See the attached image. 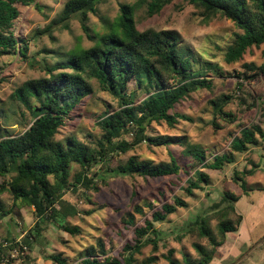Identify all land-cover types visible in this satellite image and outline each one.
I'll use <instances>...</instances> for the list:
<instances>
[{
  "label": "trees",
  "instance_id": "trees-1",
  "mask_svg": "<svg viewBox=\"0 0 264 264\" xmlns=\"http://www.w3.org/2000/svg\"><path fill=\"white\" fill-rule=\"evenodd\" d=\"M173 1L121 2L118 14L112 20L103 19L105 31L90 34L88 14L98 13L101 0H67L57 18L45 28L36 29L28 39L16 32V26L21 7L35 0H0V56L13 55L30 66L41 65V60L36 59L38 53L29 52L30 42H35L42 35H50L55 26L67 28L66 20L73 17L79 20L87 38L93 40L90 46L76 43L66 53L62 52V55L65 53L63 60H59L62 57L56 53L54 57L58 60L52 65H44L46 75L22 82L11 93L10 97L24 107L31 121L17 134H0V194L6 192L12 199V206L7 209L0 200V218L12 213V207H30L36 222L20 241L6 238L5 244L0 243V264L10 259V252L16 250L22 257L20 264H31L33 260L26 250L31 249L47 223L71 235L80 233L78 226L67 221L68 217L78 212L64 198L67 191L73 194L79 192L85 200L91 201L86 193L97 191V181L109 172L142 178L178 175L180 172L181 166L171 152L168 162H155L131 154L114 167L109 163L115 156L125 154L142 143L184 146L183 136L152 135L148 132L153 123L164 122L173 128L179 119L192 122V117L175 113V105L191 93L212 86V80L205 77L206 69H212V64L206 62L205 67L194 69L193 63L197 58L186 54L179 46V35L175 30H139L136 26L134 14L138 8L145 6L146 15L151 17ZM184 1L193 6L202 18L208 20L220 14L239 29L225 47V62L239 61L253 46L262 47L264 51V0ZM242 66L244 70L237 74L241 79L238 87L243 86L242 82L250 83L257 77H264V61L260 64L245 62ZM130 83H133L134 90L128 91ZM93 84L110 94L117 101L118 108L98 116L96 123L100 136L95 139H80L75 134L59 138L61 129L68 124L76 106L93 93ZM137 90L145 93L138 102L135 101ZM229 99L231 96L223 94L209 100L214 118L233 116L224 110ZM258 100H253L251 107L261 109L264 117V107ZM212 123L217 126L214 121ZM261 140H264V127L251 123L232 135L226 151L214 154L210 160L201 146L187 144L183 153L190 156L189 171H194L182 189L188 194H192L194 189H203L202 184L209 180L204 168L218 170L225 164H233L235 154L259 146ZM262 163L253 164L249 169L234 168L233 182L245 191L246 176L258 169L264 171ZM72 167H76L73 173ZM238 199L237 194L223 190L216 200L211 201L209 211L213 214L210 216L217 218L215 232L210 226L208 214L197 215L188 224L190 230L197 229L200 238L206 239V244L193 242L195 254L183 252L182 260L174 256V247L158 254L163 237L154 223L166 221L177 207L186 206L181 197L173 196L157 207L152 200L135 204L133 212H127L122 218L125 224L133 227V242H125L114 255L108 254L103 241H98L97 248H87V255L79 264H154L160 257L168 264H213L222 254L221 247L227 235L237 231L242 223L243 217L235 207ZM145 207L150 213L137 224L136 215H143ZM148 245L151 247L150 254L140 260L136 255ZM50 257L56 264H67V259L61 254Z\"/></svg>",
  "mask_w": 264,
  "mask_h": 264
},
{
  "label": "rangeland",
  "instance_id": "rangeland-1",
  "mask_svg": "<svg viewBox=\"0 0 264 264\" xmlns=\"http://www.w3.org/2000/svg\"><path fill=\"white\" fill-rule=\"evenodd\" d=\"M66 1L35 0L34 3L21 7L16 32L29 39L36 29L45 28L57 18ZM135 1L101 0L98 13L88 14L87 24L90 34L105 31L103 19L112 20L118 14L121 2L131 4ZM134 18L139 30L147 28L175 30L179 35V46L186 54L197 58L193 63L194 69L205 67L206 62L212 64V69L207 68L205 74L207 79L212 80V86L210 89L202 88L191 93L189 97L175 105L173 111L192 117V122L179 119L173 128L164 122L153 123L148 132L152 135L183 136L184 146H150L148 143H142L125 154L115 156L109 163L114 167L123 163L131 154L150 158L155 162H168L171 152L177 158L181 170L178 175L156 178L130 177L109 172L97 181V191L91 190L86 193L91 201L85 200L79 192L73 194L67 191L64 198L78 210L77 214L68 217L67 221L70 225L78 226L80 233L71 235L47 223L31 249L26 250L33 260L31 264H56L50 257L53 254H61L67 259V264H79L87 255V248L90 246L97 248L98 241L105 243L108 254L116 255L125 242L131 243L134 239L132 225L125 224L122 219L126 213H132L134 205L142 204L145 200H152L157 207L162 202L171 200L173 196L181 197L186 202V206L177 207L166 221L154 223L163 237L158 254L166 253L168 248L174 247V256L182 260L183 252L195 254L193 242L206 244V239L200 238L197 229L190 230L188 224L194 221L197 215L213 214L209 211V204L216 200L223 190H229L239 196L235 207L243 219L238 230L227 235V242L230 244L226 242L222 246L228 250L227 255L221 260H216L215 264H264V171L258 169L252 175L246 176L245 191L231 178L234 168L249 169L253 164L262 163L264 140H261L257 147H250L247 152L235 154L233 164H225L218 170L204 168L209 180L206 184H202L203 189H194L192 194L182 189L187 185V179L194 171V169L189 171L190 156L183 153L187 144L201 146L205 149L207 159L210 160L214 154L228 149L232 135H236L242 127L251 123H258L264 127L261 109L257 106L251 107L253 100L257 98L264 107V77H257L250 83L242 82V87L237 85L241 81L237 74L244 70L242 65L245 62L260 64L264 61L263 48L250 47L239 61L225 62V47L239 29L230 19L220 14L208 20L202 18L196 13V9L184 0H174L151 17L146 15L145 6H141L136 10ZM66 21L67 28L55 26L50 35H42L35 42H30L29 52L38 53L36 59L41 60V65L30 66L25 60L13 55L0 56V134L4 135L7 132L17 134L27 128L31 121L24 107L10 97L14 88L28 79L46 75L44 65L55 63L58 60L54 57L56 53L62 57V59L58 57L59 60H63L65 53L76 43H80L83 47L93 43V40L87 38L82 31L76 17ZM62 52H65L64 55ZM93 89V93L83 99L71 113L68 124L58 135L59 138L75 134L80 139L93 140L100 136L96 123L98 116L105 111L118 108V105L117 101L98 85L93 84ZM129 90H134L133 83L129 84ZM223 94L231 96L224 110L233 116L214 118L209 100ZM144 96L143 91L137 90L135 101H140ZM231 119L233 121H230ZM75 170L76 167H72L71 173ZM1 181L2 177H0ZM0 200L5 209L12 206V199L8 193L0 194ZM12 209V213L0 218V243L3 244L6 238L20 241L36 222L32 208L12 207ZM149 213V209L145 207L144 214H137L135 222L141 223ZM209 221L215 232L217 218L212 215ZM150 249L148 245L136 256L140 260L145 259L150 254ZM10 253V259H6L3 264H20L22 257L18 250ZM154 264H168V262L160 257Z\"/></svg>",
  "mask_w": 264,
  "mask_h": 264
},
{
  "label": "crops",
  "instance_id": "crops-1",
  "mask_svg": "<svg viewBox=\"0 0 264 264\" xmlns=\"http://www.w3.org/2000/svg\"><path fill=\"white\" fill-rule=\"evenodd\" d=\"M226 242H227V239H226ZM225 242V243H226ZM227 243H229V242H227ZM233 243V242H232ZM230 244V243H229ZM223 248V247H222ZM222 250V254L219 256V259H215V261H213V264H215L217 261L216 260H221V258H223V257H225L226 255H227V253H228V250H226L225 248H223V249H221Z\"/></svg>",
  "mask_w": 264,
  "mask_h": 264
}]
</instances>
